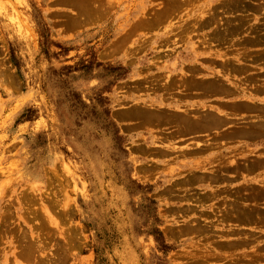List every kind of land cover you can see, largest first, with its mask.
Listing matches in <instances>:
<instances>
[{"label": "rangeland", "instance_id": "obj_1", "mask_svg": "<svg viewBox=\"0 0 264 264\" xmlns=\"http://www.w3.org/2000/svg\"><path fill=\"white\" fill-rule=\"evenodd\" d=\"M0 264H264V0H0Z\"/></svg>", "mask_w": 264, "mask_h": 264}, {"label": "trees", "instance_id": "obj_2", "mask_svg": "<svg viewBox=\"0 0 264 264\" xmlns=\"http://www.w3.org/2000/svg\"><path fill=\"white\" fill-rule=\"evenodd\" d=\"M68 52V50H64V54L67 55L66 53ZM12 61L13 63L15 64V66L20 69V65L19 63L17 62V60L15 59V57H12ZM71 69V67L69 68ZM92 69V64L90 65H84L83 68L81 70H87V71H90ZM124 153H127L125 150H123ZM150 204L151 206H153V210L156 211V202L154 200H150ZM148 234L149 235H152L154 236L155 238V241L156 243L158 244V247L160 249V251L164 252L165 254H168L171 250H172V247L169 246L164 237H163V234L162 232L160 231V229H158L157 227H153L151 228L149 231H148Z\"/></svg>", "mask_w": 264, "mask_h": 264}, {"label": "bare ground", "instance_id": "obj_3", "mask_svg": "<svg viewBox=\"0 0 264 264\" xmlns=\"http://www.w3.org/2000/svg\"><path fill=\"white\" fill-rule=\"evenodd\" d=\"M197 120V119H196Z\"/></svg>", "mask_w": 264, "mask_h": 264}]
</instances>
